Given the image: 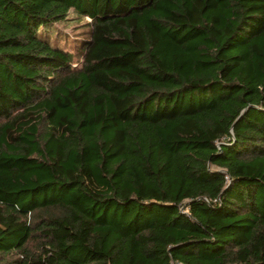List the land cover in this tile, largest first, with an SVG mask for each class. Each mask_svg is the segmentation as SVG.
Returning a JSON list of instances; mask_svg holds the SVG:
<instances>
[{
  "label": "trees",
  "instance_id": "1",
  "mask_svg": "<svg viewBox=\"0 0 264 264\" xmlns=\"http://www.w3.org/2000/svg\"><path fill=\"white\" fill-rule=\"evenodd\" d=\"M0 218V264H264V0H0Z\"/></svg>",
  "mask_w": 264,
  "mask_h": 264
},
{
  "label": "rangeland",
  "instance_id": "2",
  "mask_svg": "<svg viewBox=\"0 0 264 264\" xmlns=\"http://www.w3.org/2000/svg\"><path fill=\"white\" fill-rule=\"evenodd\" d=\"M88 18H77L76 14L69 11L65 21L57 22L48 27V31L51 35V43L57 45L68 51H75V48H79L80 41L86 36L83 32V23ZM76 64V63H75ZM74 64V65H75ZM0 226L6 228L7 225L1 221Z\"/></svg>",
  "mask_w": 264,
  "mask_h": 264
},
{
  "label": "built area",
  "instance_id": "3",
  "mask_svg": "<svg viewBox=\"0 0 264 264\" xmlns=\"http://www.w3.org/2000/svg\"><path fill=\"white\" fill-rule=\"evenodd\" d=\"M170 264H182L181 262L171 260Z\"/></svg>",
  "mask_w": 264,
  "mask_h": 264
}]
</instances>
